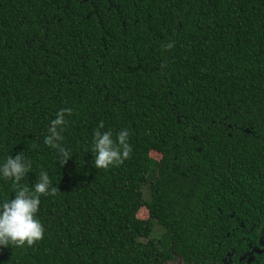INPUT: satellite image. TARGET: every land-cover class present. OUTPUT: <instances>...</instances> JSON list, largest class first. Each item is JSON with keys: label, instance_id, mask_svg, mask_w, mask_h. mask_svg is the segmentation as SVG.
<instances>
[{"label": "trees", "instance_id": "16d2710c", "mask_svg": "<svg viewBox=\"0 0 264 264\" xmlns=\"http://www.w3.org/2000/svg\"><path fill=\"white\" fill-rule=\"evenodd\" d=\"M63 108L61 166L44 139ZM100 121L130 132L119 166H94ZM20 153L21 184L47 171L60 191L41 196L44 239L0 246V264L261 256L264 0H0V165Z\"/></svg>", "mask_w": 264, "mask_h": 264}, {"label": "clouds", "instance_id": "9594fccd", "mask_svg": "<svg viewBox=\"0 0 264 264\" xmlns=\"http://www.w3.org/2000/svg\"><path fill=\"white\" fill-rule=\"evenodd\" d=\"M67 116L72 115V109H60L56 118L53 119L48 128V135L44 144L58 150L61 155V166L67 164L71 158L70 150L63 146V132L68 121ZM105 125L99 122L94 132L93 152L95 153L94 166L97 169H108L111 166H119L130 158L133 151L129 143L130 132L127 129L121 130L115 138L111 130L103 131ZM37 147V145H33ZM32 168V162L22 153L16 156H9L0 165V175L5 180L13 181L12 187L15 190V198L5 200L0 205V246L23 247L25 244L31 247L42 241L45 235V228L42 222L36 218L41 204V196H55L60 189L53 185L47 171L39 174L38 181L31 189L21 181Z\"/></svg>", "mask_w": 264, "mask_h": 264}, {"label": "flooded vegetation", "instance_id": "af4514ba", "mask_svg": "<svg viewBox=\"0 0 264 264\" xmlns=\"http://www.w3.org/2000/svg\"><path fill=\"white\" fill-rule=\"evenodd\" d=\"M262 234H263V230H262ZM263 239V237H261L260 239H259V243H260V241ZM261 246V245H260ZM262 247H263V245H262ZM258 248L257 250L259 251V252H261L260 254H261V256H254V254H252V253H247V254H243L240 258H239V261H244L245 260V262H242V263H239V264H264V248ZM259 258V259H258ZM181 261V262H180ZM179 262V263H178ZM194 264V263H186L185 261H184V259L182 258V257H180L179 255H175V257H174V259L173 260H171L170 262H169V264ZM224 263L225 264H229V262L225 259L224 260Z\"/></svg>", "mask_w": 264, "mask_h": 264}, {"label": "rangeland", "instance_id": "374dc122", "mask_svg": "<svg viewBox=\"0 0 264 264\" xmlns=\"http://www.w3.org/2000/svg\"><path fill=\"white\" fill-rule=\"evenodd\" d=\"M152 155L156 159H159L160 158V155L157 154V153H153ZM145 195H146V198H147L148 197V189L145 190ZM147 216H148V212H147L146 209L140 210V212H139V217L140 218H147ZM164 233H165L164 229L159 224H156L155 225V228H154L153 237L156 238V239H159L162 236H164ZM262 243H264V238L262 239Z\"/></svg>", "mask_w": 264, "mask_h": 264}, {"label": "water", "instance_id": "95a60500", "mask_svg": "<svg viewBox=\"0 0 264 264\" xmlns=\"http://www.w3.org/2000/svg\"><path fill=\"white\" fill-rule=\"evenodd\" d=\"M263 232H264V229H263ZM264 238V237H263ZM260 243L262 244V245H264V243H262V240L260 241Z\"/></svg>", "mask_w": 264, "mask_h": 264}]
</instances>
